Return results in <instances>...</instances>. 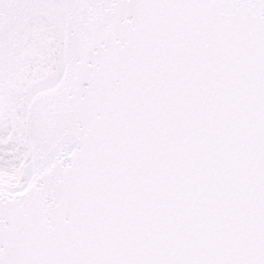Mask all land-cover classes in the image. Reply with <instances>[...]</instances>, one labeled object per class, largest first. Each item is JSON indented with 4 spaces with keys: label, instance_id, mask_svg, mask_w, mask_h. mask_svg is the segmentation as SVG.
Masks as SVG:
<instances>
[{
    "label": "snow or ice",
    "instance_id": "1",
    "mask_svg": "<svg viewBox=\"0 0 264 264\" xmlns=\"http://www.w3.org/2000/svg\"><path fill=\"white\" fill-rule=\"evenodd\" d=\"M0 264H264V0H0Z\"/></svg>",
    "mask_w": 264,
    "mask_h": 264
}]
</instances>
